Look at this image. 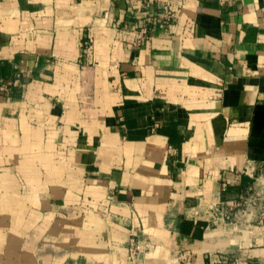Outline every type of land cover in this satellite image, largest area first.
I'll use <instances>...</instances> for the list:
<instances>
[{"label": "crops", "instance_id": "0c3cea01", "mask_svg": "<svg viewBox=\"0 0 264 264\" xmlns=\"http://www.w3.org/2000/svg\"><path fill=\"white\" fill-rule=\"evenodd\" d=\"M0 264H264V0H0Z\"/></svg>", "mask_w": 264, "mask_h": 264}, {"label": "built area", "instance_id": "2783aa9c", "mask_svg": "<svg viewBox=\"0 0 264 264\" xmlns=\"http://www.w3.org/2000/svg\"><path fill=\"white\" fill-rule=\"evenodd\" d=\"M175 13L171 10L170 6L167 4L164 8L163 17L165 20H171L175 18ZM148 32L146 30H143L139 33V35L136 37V45L141 46L143 40L147 37ZM142 251V245L139 243H132L131 247L129 248V260L133 263L137 261L139 258V255Z\"/></svg>", "mask_w": 264, "mask_h": 264}]
</instances>
